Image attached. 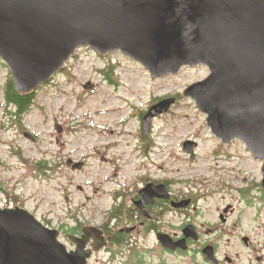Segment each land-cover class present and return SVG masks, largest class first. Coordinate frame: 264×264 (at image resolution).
Wrapping results in <instances>:
<instances>
[{
	"label": "rangeland",
	"instance_id": "obj_1",
	"mask_svg": "<svg viewBox=\"0 0 264 264\" xmlns=\"http://www.w3.org/2000/svg\"><path fill=\"white\" fill-rule=\"evenodd\" d=\"M209 74L199 66L154 78L121 52L101 56L80 49L63 74L36 91V103L19 125L5 107L4 88L11 72L0 59V184L24 202L8 200L0 192V207L26 209L62 232L61 240L69 246L62 230L87 219L95 225L105 221L113 202L111 191L148 174L181 182L179 189L196 200L202 222L218 224L231 205L228 225L217 234L222 239L236 234L264 240V190L254 186L245 197L236 191L260 183L262 161L241 141L224 145L207 126L206 115L184 96ZM168 98H175L176 104L154 119L144 134L142 113L156 100ZM141 134L151 151H142ZM189 141L198 145L193 160L184 151ZM40 160L50 161L53 172L41 174L35 164ZM70 160L72 166L85 165L74 170L68 166ZM212 181L225 183L227 189L213 191ZM102 258L103 254L95 264H102Z\"/></svg>",
	"mask_w": 264,
	"mask_h": 264
},
{
	"label": "water",
	"instance_id": "obj_2",
	"mask_svg": "<svg viewBox=\"0 0 264 264\" xmlns=\"http://www.w3.org/2000/svg\"><path fill=\"white\" fill-rule=\"evenodd\" d=\"M84 48L101 56L121 52L154 78L206 67L208 78L184 96L224 145L241 141L264 162V0H0V59L20 94L49 83ZM176 102L168 98L151 106L144 134ZM197 146H184L192 160ZM68 166L82 170L84 163L72 166L70 160ZM262 172L264 188V164ZM95 230L69 236L76 246L69 250L59 230L26 209L0 207V264H88L86 243L97 240ZM162 242L174 248L167 238Z\"/></svg>",
	"mask_w": 264,
	"mask_h": 264
},
{
	"label": "flooded vegetation",
	"instance_id": "obj_3",
	"mask_svg": "<svg viewBox=\"0 0 264 264\" xmlns=\"http://www.w3.org/2000/svg\"><path fill=\"white\" fill-rule=\"evenodd\" d=\"M64 69L58 74H63ZM140 138L142 141V134ZM140 145L142 151L152 149L143 141ZM104 160L107 161L106 158ZM263 164L262 161V168ZM262 181L263 178L253 187L236 191L245 197L254 186L264 190ZM211 183L214 184L213 191L227 189L223 182ZM211 183L207 192L211 190ZM180 184L179 181L152 178L148 174L139 175L123 185L118 184V188L111 191L113 202L107 208L105 221L95 225L90 223L93 220L87 219L81 222L80 230L75 234H65L70 242V247L67 245L69 250L76 248L69 236L83 237L85 229L96 227L97 240L88 238L86 243V252L90 254L88 264L101 261L99 256L102 254V264H264L263 239L233 234V238L226 240L217 235L228 225L229 215L233 212L231 205L222 211L218 224L202 222L196 200L184 195L178 187ZM150 185L154 187L155 195L143 194ZM162 187L166 188V193ZM167 194L169 198L163 197ZM183 202L189 204L186 207L175 206ZM164 237L172 243L173 249L164 247Z\"/></svg>",
	"mask_w": 264,
	"mask_h": 264
},
{
	"label": "trees",
	"instance_id": "obj_4",
	"mask_svg": "<svg viewBox=\"0 0 264 264\" xmlns=\"http://www.w3.org/2000/svg\"><path fill=\"white\" fill-rule=\"evenodd\" d=\"M4 98L5 107L11 119L16 121L19 125H23L26 115L32 110L33 106L36 103V92L30 94H20L16 90L12 76L10 75L4 88ZM157 101L159 100H156L155 103ZM145 114L146 112L142 113L141 119H143ZM35 164L37 170L43 175H48L49 173L53 172V168H51V162L48 160H40ZM0 192H3L8 197V200H12L14 202H21L22 204H24L21 196L16 194L14 190L9 191L5 189L2 184H0ZM47 223H51V221H47ZM79 230L80 226L79 228L74 227L71 229H64L62 231L65 234H75Z\"/></svg>",
	"mask_w": 264,
	"mask_h": 264
}]
</instances>
